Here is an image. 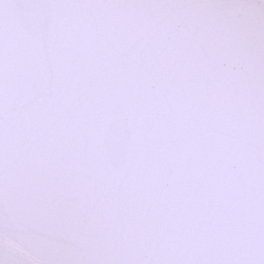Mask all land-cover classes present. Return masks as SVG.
<instances>
[{"label": "snow or ice", "instance_id": "1", "mask_svg": "<svg viewBox=\"0 0 264 264\" xmlns=\"http://www.w3.org/2000/svg\"><path fill=\"white\" fill-rule=\"evenodd\" d=\"M0 264H264V0H0Z\"/></svg>", "mask_w": 264, "mask_h": 264}]
</instances>
